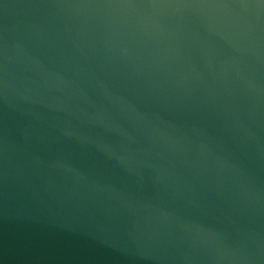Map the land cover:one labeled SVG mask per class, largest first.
<instances>
[{
  "label": "water",
  "instance_id": "1",
  "mask_svg": "<svg viewBox=\"0 0 264 264\" xmlns=\"http://www.w3.org/2000/svg\"><path fill=\"white\" fill-rule=\"evenodd\" d=\"M0 264H264V0H0Z\"/></svg>",
  "mask_w": 264,
  "mask_h": 264
}]
</instances>
